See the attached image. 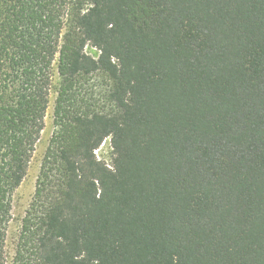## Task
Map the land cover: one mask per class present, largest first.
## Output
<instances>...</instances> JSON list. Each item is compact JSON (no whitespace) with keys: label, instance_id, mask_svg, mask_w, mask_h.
<instances>
[{"label":"trees","instance_id":"16d2710c","mask_svg":"<svg viewBox=\"0 0 264 264\" xmlns=\"http://www.w3.org/2000/svg\"><path fill=\"white\" fill-rule=\"evenodd\" d=\"M0 264H264V0H0Z\"/></svg>","mask_w":264,"mask_h":264},{"label":"rangeland","instance_id":"374dc122","mask_svg":"<svg viewBox=\"0 0 264 264\" xmlns=\"http://www.w3.org/2000/svg\"><path fill=\"white\" fill-rule=\"evenodd\" d=\"M86 52L89 55L97 56V51L90 46L86 48ZM58 74L56 72V66L54 67L53 84L49 97V106L44 119V128L40 134L39 141L36 144L33 157L30 161L27 174L19 186V188L13 194L12 199V219L7 230L6 240V252L10 259L13 255L16 239L20 230L21 220L25 215V212L30 204L31 198L34 194L36 179L39 173L42 158L45 154L46 148L49 143V139L53 132V107L56 98V91L58 88ZM99 160L106 162L108 165L111 163L112 148L110 145V139H107L101 147L95 152Z\"/></svg>","mask_w":264,"mask_h":264}]
</instances>
